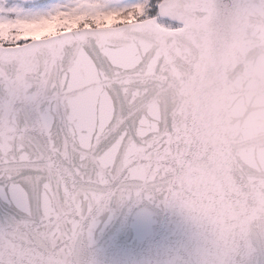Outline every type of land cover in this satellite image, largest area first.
<instances>
[{"label": "snow or ice", "instance_id": "6c2138e0", "mask_svg": "<svg viewBox=\"0 0 264 264\" xmlns=\"http://www.w3.org/2000/svg\"><path fill=\"white\" fill-rule=\"evenodd\" d=\"M264 0H0V264H82L113 204L192 230L171 264H264V194L242 199L159 97L192 74L183 37Z\"/></svg>", "mask_w": 264, "mask_h": 264}, {"label": "water", "instance_id": "95a60500", "mask_svg": "<svg viewBox=\"0 0 264 264\" xmlns=\"http://www.w3.org/2000/svg\"><path fill=\"white\" fill-rule=\"evenodd\" d=\"M181 48L192 74L159 102L194 117L201 155L217 163L242 199H258L264 194V22L231 17L208 32L187 33ZM201 85L209 90L203 107ZM191 230L184 216L163 205L113 204L81 242V261L171 264Z\"/></svg>", "mask_w": 264, "mask_h": 264}]
</instances>
